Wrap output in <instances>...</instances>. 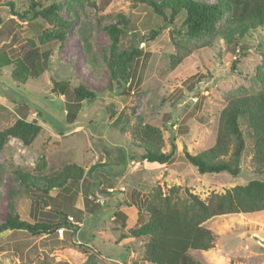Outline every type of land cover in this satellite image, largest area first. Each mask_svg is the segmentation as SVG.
<instances>
[{
	"label": "rangeland",
	"instance_id": "rangeland-1",
	"mask_svg": "<svg viewBox=\"0 0 264 264\" xmlns=\"http://www.w3.org/2000/svg\"><path fill=\"white\" fill-rule=\"evenodd\" d=\"M32 2L59 7L58 14L71 24L60 41L42 45L39 37L49 24L12 14L10 3L22 14ZM120 16L130 25L119 49L139 51L127 83L112 79L109 68L113 40L107 27ZM183 18L165 24L134 0H0V55L14 60L31 48L30 41L41 54H49L46 65L39 64L41 74L26 84L13 80V65L0 64V131L22 113L42 126L31 146L9 136L0 150V226L9 215L31 224L58 223L66 216L71 223L49 235L8 232L0 238V264H150L143 260L147 238L116 242L148 221L140 206L157 187L165 194L180 187L181 196L188 190L207 201L250 181H264L244 126L246 149L237 177L201 175L185 157V152L198 155L215 145L229 99L264 86V27L235 45L223 37L225 18L199 37L187 35ZM176 57L181 62L174 66ZM54 82L68 83L66 92L55 89ZM78 87L93 98L79 101L73 93ZM146 125L161 131L162 153L174 148L169 164L129 159L144 152L136 147L135 134ZM71 164L85 173L95 164L103 167L48 195L38 190ZM123 200L130 206L122 205ZM116 213L124 215V223ZM205 227L215 236L214 248L191 252L196 261L264 264V211L215 217Z\"/></svg>",
	"mask_w": 264,
	"mask_h": 264
},
{
	"label": "trees",
	"instance_id": "trees-1",
	"mask_svg": "<svg viewBox=\"0 0 264 264\" xmlns=\"http://www.w3.org/2000/svg\"><path fill=\"white\" fill-rule=\"evenodd\" d=\"M134 1L147 5L165 24L175 25L184 17L182 26L190 37H199L213 30L222 18L228 23L227 29L223 31V37L230 44L252 36L258 29L264 27V0H211L212 3L204 0ZM105 4L108 5L109 1ZM10 7L12 14L21 17L23 21L41 19L49 24L50 27L43 29L39 37L42 45L60 41L71 29V24L58 14L57 5L43 7L41 3L32 2L30 9L22 14L15 11L13 3H10ZM129 25L130 21L120 16L116 25L107 27L113 40L109 62L112 79H122L125 83L128 82V70L132 68L135 58L139 55L136 47L126 51H121L118 47L119 40ZM159 33L160 30L153 31L151 38H156ZM29 43L31 48L14 60L8 58L5 53L0 55L2 67L14 66L12 78L19 84H26L31 77H38L43 71L41 65L45 66L49 57L48 52L40 53L34 41ZM42 58H45V62H42ZM180 62L181 58L176 57L174 66ZM54 85L55 89L61 88L65 92L68 87V83L65 82H54ZM73 93L79 101L93 98V93L83 87L73 88ZM243 126L246 127L251 141L255 166L264 173V86L254 94L229 99L220 114L215 145L198 155L185 152L187 161L201 175L227 173L237 177L240 173L241 157L246 149ZM41 131L42 126L37 121H28L26 113H22V117L14 125L0 131V150L9 136L21 140L24 146H31ZM135 139L139 142L136 147L142 148L144 152L132 154L129 158L131 161L165 165L173 160L174 148L170 153H162L160 150L163 141L159 129L146 125L143 131L135 134ZM101 167L102 164H95L85 173V170L76 164L66 165L56 177L45 180L47 184L44 190L39 188L38 190L48 195L53 189H62L70 182L83 181ZM20 176L23 177V174ZM181 194L180 187H171L167 194L161 187H157L140 206L148 215V221L138 228L122 233L116 244L123 240L147 238L143 249L145 262L203 264L196 261L191 252L209 251L214 248L215 236L205 227L207 221L219 216L264 211L262 180H253L246 185L236 186L225 194H213L207 201L201 200L188 190L184 196ZM121 204L130 206L125 200ZM116 218L123 223L125 221L121 213H116ZM68 226H71V223L66 216L58 223L31 224L21 220L18 215H9L6 223L0 226V233L10 229L41 236Z\"/></svg>",
	"mask_w": 264,
	"mask_h": 264
},
{
	"label": "water",
	"instance_id": "water-1",
	"mask_svg": "<svg viewBox=\"0 0 264 264\" xmlns=\"http://www.w3.org/2000/svg\"><path fill=\"white\" fill-rule=\"evenodd\" d=\"M129 76H130V70H128V79H129ZM10 231H11V230L8 229V230H6V231L0 233V238L4 237V236H5L8 232H10Z\"/></svg>",
	"mask_w": 264,
	"mask_h": 264
},
{
	"label": "bare ground",
	"instance_id": "bare-ground-1",
	"mask_svg": "<svg viewBox=\"0 0 264 264\" xmlns=\"http://www.w3.org/2000/svg\"><path fill=\"white\" fill-rule=\"evenodd\" d=\"M220 262V261H219ZM217 264V263H216ZM219 264V263H218Z\"/></svg>",
	"mask_w": 264,
	"mask_h": 264
}]
</instances>
